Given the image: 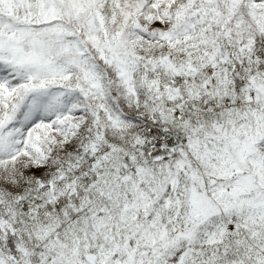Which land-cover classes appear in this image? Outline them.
<instances>
[{
	"label": "snow or ice",
	"instance_id": "1",
	"mask_svg": "<svg viewBox=\"0 0 264 264\" xmlns=\"http://www.w3.org/2000/svg\"><path fill=\"white\" fill-rule=\"evenodd\" d=\"M0 264H264V0H0Z\"/></svg>",
	"mask_w": 264,
	"mask_h": 264
}]
</instances>
